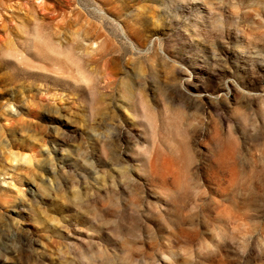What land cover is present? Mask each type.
<instances>
[{
	"label": "rangeland",
	"instance_id": "374dc122",
	"mask_svg": "<svg viewBox=\"0 0 264 264\" xmlns=\"http://www.w3.org/2000/svg\"><path fill=\"white\" fill-rule=\"evenodd\" d=\"M0 264H264V0H0Z\"/></svg>",
	"mask_w": 264,
	"mask_h": 264
}]
</instances>
